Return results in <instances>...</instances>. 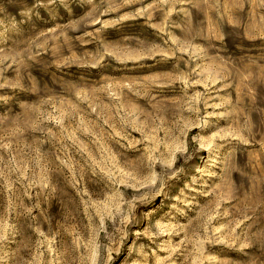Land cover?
Masks as SVG:
<instances>
[{"label": "rangeland", "instance_id": "rangeland-1", "mask_svg": "<svg viewBox=\"0 0 264 264\" xmlns=\"http://www.w3.org/2000/svg\"><path fill=\"white\" fill-rule=\"evenodd\" d=\"M0 264H264V0H0Z\"/></svg>", "mask_w": 264, "mask_h": 264}]
</instances>
